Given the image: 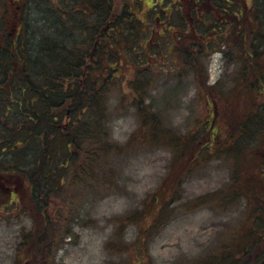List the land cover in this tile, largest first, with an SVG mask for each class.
I'll return each mask as SVG.
<instances>
[{
    "label": "rangeland",
    "instance_id": "1",
    "mask_svg": "<svg viewBox=\"0 0 264 264\" xmlns=\"http://www.w3.org/2000/svg\"><path fill=\"white\" fill-rule=\"evenodd\" d=\"M126 2L132 0H117L119 6ZM154 2L143 0L137 11L143 28H149L146 34H152L149 49L138 46L136 55L144 60L135 67L129 62L123 67L124 76L115 79L120 81L107 96L111 114L106 133L97 135L104 144L121 146L119 152L101 155L114 173L109 188L94 174L96 166L88 170L95 178L88 172L80 178L68 173L62 192L53 194L49 210L39 214L24 179L5 180L0 175V264H25L27 254L35 253L36 247L26 246L23 233L42 232L45 217L56 224L59 246L42 264H264V124H260L264 111L260 117L252 112L264 109V48L249 61L244 57L250 50L242 53L240 33L233 32L226 46L192 51V36L198 37L195 32L190 31V39L173 35V27L186 23L182 15L162 12V7L148 12ZM255 3L248 4L246 14L251 18L245 30L257 29L256 18L264 12V0L258 8ZM163 6L170 8V2ZM47 9V2L33 1L29 23L38 17L37 10ZM12 10L8 4L6 24L12 20ZM158 11L160 18L155 19ZM13 20L12 27L19 28V20ZM173 43H177L175 48L170 47ZM149 112L163 123L156 144L142 119ZM214 112L219 151L217 147L204 149L208 153L202 149L196 162H175L163 134H196L199 141L207 139ZM244 120H251L247 144L236 159L226 154L234 153ZM225 146L229 149L219 153ZM16 190L13 198L21 202L4 207L3 195ZM25 202L30 208L23 213ZM71 208L78 210L76 218L59 223V215L70 214ZM65 229H72L73 236L60 238ZM34 262L31 255L27 264Z\"/></svg>",
    "mask_w": 264,
    "mask_h": 264
},
{
    "label": "trees",
    "instance_id": "2",
    "mask_svg": "<svg viewBox=\"0 0 264 264\" xmlns=\"http://www.w3.org/2000/svg\"><path fill=\"white\" fill-rule=\"evenodd\" d=\"M33 1L47 2L48 9L46 12L37 10L38 17L29 23L27 18ZM158 1L155 0L148 12L162 7V12L181 14L186 23H181L179 28L173 27V35H178L179 39L187 35L190 39V31L195 32L198 37H192V51L201 53L204 49L226 46L233 32L240 33L242 53L250 50L247 52L249 56L244 57L249 61L260 54L259 49L264 48V32L260 29L264 24L260 27L258 23L264 22V12L256 18L257 29L252 30L250 26L245 30L251 18L246 14L250 9L248 4L255 1L258 8V3L263 0H160L162 4ZM168 1L170 8H163ZM8 4L13 10L11 22L6 24L4 18ZM142 4L143 0H132L122 6L117 0L0 1V175L5 180L14 176L24 179L39 214L49 210L53 194L62 192L68 173L80 178L96 166L94 174L98 173L102 179L100 183L109 188L108 182L114 173L110 165L106 167L101 155L119 152L121 146L104 144L97 135L106 133L105 126L111 114L107 96L120 81L115 79L124 76L123 67L129 62L134 67L140 63L141 59L136 55L140 53V47L146 51L149 49L152 34H146L149 28H143L137 16ZM160 13H156L155 19L160 18ZM14 18L21 23L19 28L12 27ZM167 30H172V27L168 26ZM140 32L144 33L139 39ZM254 38L258 40L257 44L252 43ZM176 45L173 43L170 47L175 48ZM254 47L256 51H252ZM132 54L136 55L134 61H130ZM189 54L192 55L191 52ZM189 58L194 62L193 55ZM263 111L260 107L252 110L257 116ZM142 119L149 128V137L156 144L160 140L163 123L151 112ZM245 121L248 120L240 126ZM263 122L260 121L262 126ZM250 124L251 120L242 128L239 126L240 136H235V151L226 155L238 158L242 146L247 144L246 133ZM207 127V139L201 141L196 134H163L175 154V162L191 164L196 162L202 149L212 151L217 147L216 140L220 137L216 134V112L210 113ZM227 148L225 146L219 153ZM79 151L82 153L78 155ZM215 151H219L218 147ZM172 171L167 175L168 180L173 176ZM88 173L95 178L93 173ZM235 174L240 173L235 170ZM0 186L3 187L2 182ZM17 194L16 190L11 195H3V206L20 203L21 200L13 198ZM23 206L26 208L24 213L30 208V203L25 202ZM71 210L73 212L64 217L59 215L57 221L66 223L69 217L75 219L78 210ZM42 227L40 233L36 230L23 233L26 246L36 247L35 253L27 254L25 264L31 255L34 264H42L51 252L58 249L56 224L45 217ZM65 230L60 238L66 234L73 236L72 229Z\"/></svg>",
    "mask_w": 264,
    "mask_h": 264
},
{
    "label": "flooded vegetation",
    "instance_id": "3",
    "mask_svg": "<svg viewBox=\"0 0 264 264\" xmlns=\"http://www.w3.org/2000/svg\"><path fill=\"white\" fill-rule=\"evenodd\" d=\"M192 9L194 8V5L192 4V7H191ZM192 26L194 27V25L192 24ZM193 37V36H192ZM194 41V40H193Z\"/></svg>",
    "mask_w": 264,
    "mask_h": 264
}]
</instances>
